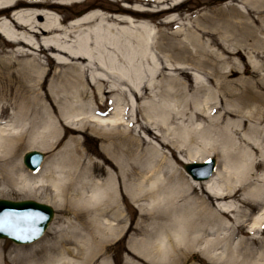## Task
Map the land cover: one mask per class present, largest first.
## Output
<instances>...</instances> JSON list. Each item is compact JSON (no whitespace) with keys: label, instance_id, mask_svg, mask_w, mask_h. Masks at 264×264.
Here are the masks:
<instances>
[{"label":"bare ground","instance_id":"6f19581e","mask_svg":"<svg viewBox=\"0 0 264 264\" xmlns=\"http://www.w3.org/2000/svg\"><path fill=\"white\" fill-rule=\"evenodd\" d=\"M72 1L0 0V35L18 52L10 60L30 66L1 72L2 86L32 92L34 65H40L42 54L58 67L52 80L63 92H36L24 110L12 112V123L0 126V194H33L46 183L42 189L64 197L52 200L57 207L71 208L74 220L51 228L50 238L28 251L18 249L12 259L24 264H108L107 244L130 231L126 264H140L135 255L150 263L174 261L191 247L216 264H264V0H230L251 10L244 13L229 4L196 15L189 24L171 18L183 0H115L122 4L106 9L113 14L91 9L58 17V4ZM230 12L240 19H228ZM37 16L44 21L37 22ZM156 17H162L161 27L153 32ZM20 46L33 52L20 51ZM235 49L253 54L260 73L229 79L240 70L239 60L225 55ZM59 55L69 60L62 62ZM62 100L74 101L66 102L67 107L81 111L91 104L89 109L99 114L114 103L113 121H86L79 113L67 123L91 122L134 133L127 154L136 159L155 140L187 152L178 155L183 162L216 153L223 171L216 168L203 182L185 178L164 152L152 147L159 163L148 168L141 163L137 171L133 167L126 173L118 167L114 175L104 169H114L108 158L92 162L85 152L68 146L55 164L40 170V177L21 173L15 164L17 133L26 132L30 146L43 145L44 137L58 132ZM195 140L202 146L191 150ZM161 165L164 174L157 171ZM105 172L107 181L96 183L97 173ZM201 184L204 192L199 195L195 189ZM121 186L136 213L133 225H126Z\"/></svg>","mask_w":264,"mask_h":264},{"label":"rangeland","instance_id":"374dc122","mask_svg":"<svg viewBox=\"0 0 264 264\" xmlns=\"http://www.w3.org/2000/svg\"><path fill=\"white\" fill-rule=\"evenodd\" d=\"M30 1V0H29ZM33 2L39 1V0H32ZM40 4V2H38ZM122 4L121 1H115V0H76L72 1L67 4H58L60 8H62L60 13H57V16L60 17L61 15H70V16H77V13L79 11H87L91 9H98L101 12H104L105 14H113L114 12L106 10L107 8H112L115 5ZM229 4H232L234 8L241 9L244 11L251 10L249 7L246 9L243 4L239 1H232L230 0H183L180 4V9L174 11L171 14V18H181L178 20L180 23H187L189 24L193 18L196 15L207 13L212 8H219L222 6H227ZM100 6L103 9L97 7ZM40 7V5H39ZM12 7H7L6 9L9 10ZM37 8V7H36ZM34 9V8H31ZM117 11V10H115ZM237 13L230 12L228 13L227 18L233 21H237L240 19V17L236 16ZM188 16V20L186 17ZM251 16H254L252 13ZM162 19V17H156L154 19L153 24L155 25L153 32H156L159 27V20ZM37 22L42 23L44 21L43 16H37L35 18ZM247 20H250L247 18ZM68 22L63 23V25H66ZM26 27L29 28V25ZM178 28V24L173 28ZM172 29V30H173ZM21 32V36H22ZM261 34V33H260ZM264 36V34H261ZM27 39L31 40L32 38L28 35H23ZM24 37V38H25ZM33 40V39H32ZM31 40V41H32ZM3 41L5 39L0 35V73L7 74L11 71H15L18 68L21 67H30L29 64H21L18 65L16 62L14 63L11 59V56L17 55L16 48L10 47L9 45H6ZM20 51H29L33 52L31 49L20 46L18 47ZM236 52V53H235ZM233 54L234 57H236L239 60L240 63V70L236 71L233 75L229 76V79H234L238 77L239 74H242L243 76H248L251 74H255L256 69L254 68L253 62L254 57L253 54H246L241 49H235L233 51H226L225 55ZM56 55V54H55ZM62 58L60 59L63 61H68L69 59L65 55H59ZM64 58V59H63ZM27 58H24L22 61H27ZM39 64L36 63L34 65L35 70L37 72L34 74L35 78L34 81L31 82L33 84L34 88L31 90L27 97H24L27 93H19L18 88L16 85H8V86H2L0 83V91H3V93H0V126H5L7 124L12 123V112L17 110H24L25 104H29V102L32 100L34 101L35 93L39 92L41 94L43 93H50L54 90V92L58 94H63L62 91H58L55 87V82L52 80L53 72L58 69L56 64L49 63L45 60V58L39 57ZM28 62V61H27ZM9 66H12L11 68ZM194 75H198L202 77L200 74L193 72ZM72 89H67L66 92H71ZM90 100L84 99L85 104H88ZM26 102V103H25ZM47 102V101H46ZM70 102H74L72 100H62L59 102V107L61 108L63 116H60V122H55L56 129L58 130L57 133H51L43 138L44 144L40 147H34L30 146L27 143L29 142V137L26 132L23 130L20 131V133H17V141H18V147H17V158L15 160L16 166L19 168L20 172L25 174H31V176L34 177H40V170L45 167L52 164H55L58 160V158L61 156V154L65 151V149L68 146H72V148H78L79 150L85 152L88 155V160L94 161L97 163H103L104 157L108 158L112 161L114 164V169L110 168L107 165L105 166V170L112 172V174H116V171H118V167L121 173H126L131 170V168L135 171H137V167L142 165L148 166L150 164L159 163L160 158L156 150H153L152 147H157L161 152H164L166 155V160L168 163H171V166H175L178 168L179 171L186 174L183 169V162L179 159L178 155H184L188 156L187 152H181L178 153L174 149L171 148V146L163 147L159 146V144L152 140L151 144L142 150L144 156H140L139 159H136L134 154L128 155L127 154V146H129L128 141H132L133 137L131 134L134 133H127L126 130L124 132H119L118 129H111L107 127H104V129L97 125L93 124L91 122H88L84 124L83 122H77L68 124L67 122L71 120L72 118L75 119L77 115L82 113L81 115L84 116L87 119L94 118L97 121L100 120H109L113 121V119L117 118L113 115L114 111V103H111L109 106V112L106 113H94L95 111H92L89 109L92 105L89 104V107L87 105V108L85 110H77V106L73 108H68L67 104ZM122 105L121 101H119ZM75 103V102H74ZM85 105H83L84 107ZM5 107V110H2V108ZM131 111V109H130ZM53 114H56V112H53ZM55 116V115H54ZM75 116V117H74ZM119 117V116H118ZM70 126L75 127L77 130L75 132H70L65 129H63V126ZM42 128V127H40ZM121 129H125V127H120ZM202 144L198 143L197 140L194 141V143L191 145V150H195L197 147L200 148ZM32 149H38L42 152H44V160L40 166V168L35 172L28 171L24 165L22 164V156L25 152L32 150ZM170 150H172V153H170ZM234 153V148H232V152ZM209 157H213L217 161L216 168L222 169L223 171V163H220L221 160L217 156L216 153H210L208 155ZM207 157V158H209ZM87 160V159H86ZM165 163V161H164ZM222 164V165H221ZM149 167V166H148ZM146 167V168H148ZM166 170V167L164 165H161L160 169L158 168L157 171H161V174H164ZM218 171V170H217ZM223 173V172H220ZM216 174V172L214 173ZM224 175V174H223ZM108 174L103 173L99 174L94 177V181L96 183H103L107 181ZM185 178H189V176L186 174ZM219 180H222V178ZM203 182V181H200ZM122 184V183H121ZM46 187V183L43 186L38 187L33 194H24L23 192H20L18 190H15L11 193L6 194H0V199H10V200H26L31 199L43 203H47L54 209V216L49 223L47 229L43 233V235L37 239L35 242L30 244H24V245H16L12 243L8 239H0V264H24L22 260H13L12 257L17 253L18 249H23L25 251H28L38 244L42 242L46 237L49 236L51 232V228L59 229L58 227L61 225L62 227L67 222H74L72 219V209L68 208L66 205L63 207H57L55 206L52 198L54 197L55 200L63 201L64 197H55L52 194V190H43L42 188ZM195 192L201 195L203 190V184L201 186H198L195 189ZM121 200L123 202V206H125V219H126V225H133V222L136 219V213L133 211L132 207L127 204L128 197L126 196V192L124 188L121 186V192L120 195ZM65 200V199H64ZM59 232V231H57ZM129 232H124L122 236L120 235V240H115L112 243L107 244L105 255L107 257L108 264H126V258L124 257V254L127 252L125 247L127 245V236L129 235ZM21 256V255H20ZM129 256V255H127ZM134 260H137L140 264H216L213 259L208 258L205 254L201 253V251L198 248L191 247L189 250H186L181 258L176 259L174 261H168V262H161V263H150L147 262L142 258V256L135 255Z\"/></svg>","mask_w":264,"mask_h":264},{"label":"water","instance_id":"95a60500","mask_svg":"<svg viewBox=\"0 0 264 264\" xmlns=\"http://www.w3.org/2000/svg\"><path fill=\"white\" fill-rule=\"evenodd\" d=\"M83 11H80L81 14ZM43 159V154L38 150L26 152L23 164L30 170L36 169ZM215 160L210 159L204 163H187L183 167L194 180L207 179L214 169ZM6 211L29 212L33 216L20 221L18 226L5 224L0 227V238H9L18 244L30 243L36 240L46 229L53 216L51 206L32 200L10 201L0 199V220Z\"/></svg>","mask_w":264,"mask_h":264},{"label":"snow or ice","instance_id":"6c2138e0","mask_svg":"<svg viewBox=\"0 0 264 264\" xmlns=\"http://www.w3.org/2000/svg\"><path fill=\"white\" fill-rule=\"evenodd\" d=\"M33 215L34 213L29 212L6 211L3 213V219L0 220V227L5 224L18 226L20 221L26 220Z\"/></svg>","mask_w":264,"mask_h":264}]
</instances>
